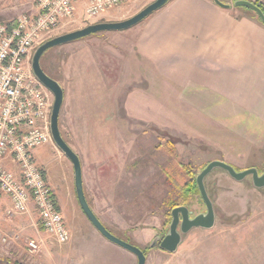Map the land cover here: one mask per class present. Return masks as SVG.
Returning a JSON list of instances; mask_svg holds the SVG:
<instances>
[{"label": "crops", "instance_id": "0c3cea01", "mask_svg": "<svg viewBox=\"0 0 264 264\" xmlns=\"http://www.w3.org/2000/svg\"><path fill=\"white\" fill-rule=\"evenodd\" d=\"M28 1L0 0V7L18 8ZM85 1H75V28L85 25L80 19ZM220 1L229 6L213 0H168L130 28L51 48L52 58L43 70L63 88L59 131L80 158L83 192L95 214L97 202L112 200L111 187L119 174L124 127L120 103L125 101L121 90L132 65L141 79L150 82L148 86L152 87L155 77L165 79L178 89L184 101L197 104L192 108L220 126L213 132L222 142L236 145L242 139L248 150L264 148V24L247 9L234 5L235 0ZM105 15L108 13L99 20L110 19ZM33 157L63 213L71 233L68 243L72 242V252L77 241L64 208L72 197L78 204L73 165L50 143L36 147ZM3 163L19 173L11 158ZM9 204V197L1 194L0 235H6L7 241L0 242V264H44L46 256L40 255L44 244L39 251L27 245L30 239L44 238L34 203L30 201L28 213L11 218L5 216ZM95 231L99 233L94 228L91 237H97ZM102 243L114 247L123 261L108 256L101 261L127 263L126 253L109 242Z\"/></svg>", "mask_w": 264, "mask_h": 264}, {"label": "rangeland", "instance_id": "374dc122", "mask_svg": "<svg viewBox=\"0 0 264 264\" xmlns=\"http://www.w3.org/2000/svg\"><path fill=\"white\" fill-rule=\"evenodd\" d=\"M151 1L121 4L107 10L104 18H110L106 21L128 18ZM251 1L264 8V0ZM34 3L29 0L18 8L0 7V22L25 9L32 12ZM76 26L77 23L58 26L50 31L51 37L55 32L64 33ZM100 33L107 31L96 34ZM51 48L40 56L43 69L52 58ZM126 79L121 90L125 101L120 103L124 127L120 135L119 174L111 187L112 200L97 202L96 216L113 235L147 249L145 264H264V187L252 185L249 175L236 180L220 167H214L204 178L214 206V225L191 228L182 234L173 252L161 249L158 244L150 246L154 237L160 240L168 229L171 214L167 213L166 202L174 181L181 182L198 174L212 159L230 163L237 170L253 165L262 172L264 148L248 150L242 139L236 145L222 142L213 132L217 131L215 127L221 129L220 126L192 108L197 104L184 101L170 81L155 77L152 87L148 86L150 82L141 79L133 65ZM67 205L65 216L77 242L71 252L72 242L60 244L43 233L44 253L40 255L46 256L44 264H106L101 261L106 256L123 261V256L102 240L126 253V264L137 263L133 253L106 240L97 231L94 232L97 237H91L94 228L74 197ZM187 206L191 216L205 210L203 200L195 196Z\"/></svg>", "mask_w": 264, "mask_h": 264}, {"label": "built area", "instance_id": "2783aa9c", "mask_svg": "<svg viewBox=\"0 0 264 264\" xmlns=\"http://www.w3.org/2000/svg\"><path fill=\"white\" fill-rule=\"evenodd\" d=\"M76 0H34L32 12H21L10 22H0V195L10 204L5 216L28 213L32 201L47 238L65 244L71 233L56 205L53 189L35 162L34 149L53 143L49 117L54 96L31 70V56L38 44L51 37L58 26L72 24ZM133 0H86L80 19L86 24L100 21L112 7ZM11 158L19 173L8 170L4 160ZM7 236L0 235V242ZM43 238L27 242L39 251Z\"/></svg>", "mask_w": 264, "mask_h": 264}, {"label": "water", "instance_id": "95a60500", "mask_svg": "<svg viewBox=\"0 0 264 264\" xmlns=\"http://www.w3.org/2000/svg\"><path fill=\"white\" fill-rule=\"evenodd\" d=\"M168 0H153L150 3H147L144 7H142L135 14L130 15L128 18L122 20H101L97 22H92L86 24L82 27L66 31L64 33H60L49 37L44 40L42 43L38 44V46L34 49L31 58V70L34 75L37 77L39 82H41L44 86H46L53 94V104L51 105V113L49 117V127L51 136L53 139V143L57 146L63 153L66 155L73 165L74 171V189L76 193V197L78 200V204L84 213V216L91 222V224L98 230V232L104 236L107 240L123 247L126 251H130L137 258L136 264H145L146 255L141 247H138L135 244H132L126 240L120 239V237L116 236L105 227L103 222L99 219L98 216L94 213L91 206L87 204V199L85 193L83 192V181H82V172H81V162L79 156L76 152L70 147L68 143L64 140L61 132L59 131L58 125V116L61 108V104L63 101V88L56 79L48 75L42 68L40 63V56L45 52L46 49L50 47H55L56 45H61L63 43H69L70 41L88 36L92 33H97L101 31H114V30H123L126 28H130L131 26L137 24L141 20H143L147 15H150L153 11L162 7L166 4ZM217 4L228 7L229 4H226L220 0H213ZM234 5L236 6H245L255 12L262 24H264V11L262 8L255 4L251 0H235ZM264 159V158H263ZM214 167L223 168L226 173L235 178L236 180H242L246 176H251L252 185L255 187H264V171L261 173L258 172V168L256 166H249L247 168L237 170L233 165L227 163L225 161H221L219 159L209 160L208 163L196 174V183L199 189V194L201 199L205 204V210L197 213L194 216H191V210L186 207V205H177L174 206L170 210L171 219L168 224V229L166 230L163 237L158 240L157 237L151 241L150 246H154L158 244V246L166 251L173 252L178 247L181 236L184 233H188V231L193 227H201V228H210L214 225L215 222V211L213 202L210 199V196L207 192L206 187L204 186V178L207 173Z\"/></svg>", "mask_w": 264, "mask_h": 264}, {"label": "trees", "instance_id": "16d2710c", "mask_svg": "<svg viewBox=\"0 0 264 264\" xmlns=\"http://www.w3.org/2000/svg\"><path fill=\"white\" fill-rule=\"evenodd\" d=\"M255 4H257L254 1ZM238 7H243L245 9H247L249 12H251L259 21V17L255 12H252V10L248 7L245 6H238ZM262 8V10L264 11V8L262 6H260ZM98 33V32H97ZM96 33H92L90 35H94ZM196 175L192 174V176L187 177L186 179H184L183 181L179 182V181H174V183H172V189L170 190V194H169V198L167 199V205L169 207V211L167 212L170 215V210L177 205H188L191 201L192 198L195 197H199V199L202 201L201 196L199 194V189L197 187V183H196ZM144 251V253H147V249L142 248Z\"/></svg>", "mask_w": 264, "mask_h": 264}, {"label": "flooded vegetation", "instance_id": "af4514ba", "mask_svg": "<svg viewBox=\"0 0 264 264\" xmlns=\"http://www.w3.org/2000/svg\"><path fill=\"white\" fill-rule=\"evenodd\" d=\"M258 172H260V173H261V170H258Z\"/></svg>", "mask_w": 264, "mask_h": 264}]
</instances>
